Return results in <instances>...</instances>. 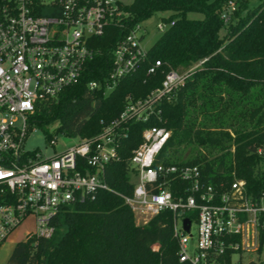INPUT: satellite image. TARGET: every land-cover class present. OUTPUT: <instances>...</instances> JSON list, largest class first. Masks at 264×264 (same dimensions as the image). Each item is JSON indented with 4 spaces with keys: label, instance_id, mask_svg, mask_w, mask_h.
I'll return each mask as SVG.
<instances>
[{
    "label": "built area",
    "instance_id": "obj_1",
    "mask_svg": "<svg viewBox=\"0 0 264 264\" xmlns=\"http://www.w3.org/2000/svg\"><path fill=\"white\" fill-rule=\"evenodd\" d=\"M132 1L0 0V244L29 214L36 225L29 234L50 238L55 231L51 221L60 205L91 201L100 190H109L105 170L119 158L130 125L152 120L163 124V103L197 67L167 71L161 85L144 97L127 95L116 117L100 120L98 133L75 136L79 142L60 153L46 157L24 150L39 103L56 101L68 87L82 83L98 52L97 38L109 35L115 43L107 73L86 81L89 90L107 95L147 62L141 22L128 29L126 21V6ZM236 7V0L228 1L225 21ZM164 23L167 29L174 22ZM161 66L155 60L146 73L155 74ZM170 136L164 125H149L131 151L134 188L122 197L135 221L146 224L170 212L181 264H233L238 253L259 252L264 191L254 197L245 180L236 178L229 187L223 182L217 186L205 180L198 165L166 161L160 153ZM263 150L264 146L258 152ZM185 219L190 221L189 230ZM248 264L256 263L251 259Z\"/></svg>",
    "mask_w": 264,
    "mask_h": 264
},
{
    "label": "trees",
    "instance_id": "obj_2",
    "mask_svg": "<svg viewBox=\"0 0 264 264\" xmlns=\"http://www.w3.org/2000/svg\"><path fill=\"white\" fill-rule=\"evenodd\" d=\"M228 1L133 0L126 6L128 29L156 12H168L164 22H174L148 50L138 74L107 95L89 90L86 81L107 73L115 40L106 35L96 39L98 52L82 83L68 87L56 101L39 103L34 126L46 131L56 121V131L88 137L101 130V119L111 120L122 111L127 95L144 97L161 85L167 71L197 65L163 103V124L152 120L130 125L119 158L105 170L109 190H100L91 201L60 205L51 221L52 237L28 233L14 245L6 264H181L172 214L163 212L138 224L122 197L133 192L129 157L149 125L171 131L160 153L166 161L198 165L205 180L217 186L223 182L229 187L236 178L245 180L254 197L264 191V150L258 152L264 146V0L251 7L249 0H236L225 21ZM155 60L162 66L148 75ZM261 241L263 245L264 231Z\"/></svg>",
    "mask_w": 264,
    "mask_h": 264
},
{
    "label": "rangeland",
    "instance_id": "obj_3",
    "mask_svg": "<svg viewBox=\"0 0 264 264\" xmlns=\"http://www.w3.org/2000/svg\"><path fill=\"white\" fill-rule=\"evenodd\" d=\"M122 1L130 2L131 0ZM259 1L260 0H249L248 5L251 7ZM168 15V12H156L141 22L142 28L145 30L142 44L146 49H150L165 31L166 24L164 23V18ZM189 17L201 18L202 14L189 13ZM160 25H162L161 28L159 27ZM57 125L58 122L55 121L47 127L46 131L33 125L29 129L27 139L23 144L24 150L40 151L44 156L48 157L55 153H60L79 142V138L77 137L68 136L63 132L56 131ZM47 134H50L51 137L47 138ZM35 229L34 215L29 214L0 244V264H6L14 245L18 241L24 240L26 235L34 232ZM196 231L197 226L194 222L192 226V234L194 236L196 235ZM261 247L262 248L259 252H252L251 254H236L234 256L233 264H248L251 259L254 260L256 264H264V245Z\"/></svg>",
    "mask_w": 264,
    "mask_h": 264
},
{
    "label": "water",
    "instance_id": "obj_4",
    "mask_svg": "<svg viewBox=\"0 0 264 264\" xmlns=\"http://www.w3.org/2000/svg\"><path fill=\"white\" fill-rule=\"evenodd\" d=\"M189 227H190V221L189 219H185V229L189 230Z\"/></svg>",
    "mask_w": 264,
    "mask_h": 264
}]
</instances>
